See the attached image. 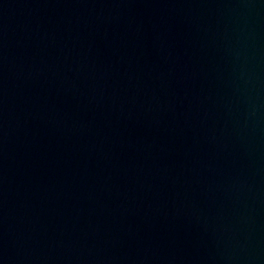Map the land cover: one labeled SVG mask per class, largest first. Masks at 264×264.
Listing matches in <instances>:
<instances>
[{"label":"water","instance_id":"95a60500","mask_svg":"<svg viewBox=\"0 0 264 264\" xmlns=\"http://www.w3.org/2000/svg\"><path fill=\"white\" fill-rule=\"evenodd\" d=\"M0 264H264V0H0Z\"/></svg>","mask_w":264,"mask_h":264}]
</instances>
